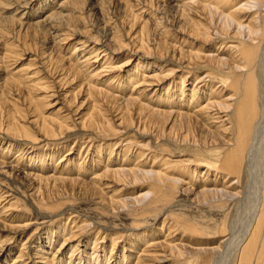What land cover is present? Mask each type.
<instances>
[{"label":"bare ground","instance_id":"obj_1","mask_svg":"<svg viewBox=\"0 0 264 264\" xmlns=\"http://www.w3.org/2000/svg\"><path fill=\"white\" fill-rule=\"evenodd\" d=\"M88 1L0 18V264H264V0Z\"/></svg>","mask_w":264,"mask_h":264},{"label":"rangeland","instance_id":"obj_2","mask_svg":"<svg viewBox=\"0 0 264 264\" xmlns=\"http://www.w3.org/2000/svg\"><path fill=\"white\" fill-rule=\"evenodd\" d=\"M43 1L44 0H36L35 2L32 3V5H30L29 8L27 7L26 9L24 8V10H22V11H21V9H19V10L16 11L17 8H15V5L13 4V2L11 0H0V18L1 19L7 18L8 21H14V25L13 26H15V27L19 26V23H24V24L27 23L28 24V23H31V22H33L35 20L37 21L38 17L39 16H43L44 13H45V11H40L41 10V4L40 3H42ZM123 5L125 6L124 3L122 4V1L119 2L118 0H91V1L89 0L88 3H87V5H85V7H84L85 10L83 9V13H84V16L86 17V19H88L89 24H91V26L93 25L94 31H96L98 33L100 32V34H101L102 31L104 30V28L107 27V22H110V21H116L117 22L118 21L119 23L118 22L117 23L119 25L120 24H123L122 22H124V21H125V24L127 23V20H126L127 19V16H125V15H127L126 14L127 11H125L126 13L124 12V8L125 7ZM18 12H21L22 14H24V16L22 17V20H20L21 22L17 21L20 18V16H16ZM164 13H165V16L167 15V18L166 19H169L168 21L173 20V14H172L171 11H168L167 10ZM122 20H124V21H122ZM125 24H123V26L121 25V27L120 26L119 27L123 29V27H124ZM77 29H79V26H77ZM29 33H31V32H29ZM26 40L29 43H31V44L34 43L35 45L34 44L33 45L35 46V49L37 51H40L41 50V47H43V40H42V38H39V37L37 38V37H33V36L28 35L27 38H26ZM36 46H38V48H36ZM66 53L67 52H65V50L60 51V55H64ZM30 55H33V54H30ZM30 58H34V56L33 57L32 56L31 57L25 56L24 59H26V60H22L21 64H23L25 66L26 62ZM70 146H71V143H70ZM70 146H68V148ZM250 184H251L250 185L251 186L250 189L252 190L253 189V181H250ZM14 185L15 186L18 185L17 186L18 187V190L16 191L17 193L15 192V196H17L18 198H21V196H24L27 193V189L24 188V186H21L19 184H14ZM24 191H26V192H24ZM23 192H24V194H23ZM20 193H21V195H20ZM129 193L130 192L125 193V194L127 195ZM17 194H19L20 196L17 195ZM123 197H125V196H123ZM26 203L28 204L29 201L27 200ZM73 203L69 205L71 209H74L75 211L78 210V212L80 211V213L84 217H86V216L89 217L90 213H89L88 210H86V209L89 208L88 207V205H90L89 203H86L84 201L82 202L81 200H77L76 202H73ZM175 204L176 203H173L174 206H177ZM183 204H184V206H187V205L188 206H193V205H190L189 203L187 204V202L181 203V206H183ZM28 205H30V203ZM186 208L187 207H185L186 213H185L184 216H187L188 218L190 217L189 219H191L192 221H195V222H201L202 221L201 217H202L203 213L200 212V210H197V209H194V208L192 209L191 207L190 208L188 207L187 208L188 210H187ZM30 214H31L30 217H33V218L36 217V219L39 218L37 216V214H35L33 212H31ZM238 226L240 227V224H237L236 225V231H237V229L239 230V227ZM119 229H121V228H119ZM30 231H32V230H30ZM30 231L28 232V234L30 233ZM119 231H121V230H119ZM28 234H26L23 239H25V237ZM18 247H20L19 246V243L18 244L16 243V250L13 251L14 254L17 251V248Z\"/></svg>","mask_w":264,"mask_h":264}]
</instances>
